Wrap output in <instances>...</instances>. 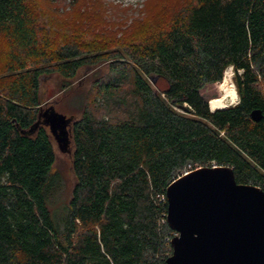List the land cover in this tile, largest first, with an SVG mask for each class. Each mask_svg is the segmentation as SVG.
Wrapping results in <instances>:
<instances>
[{
	"label": "trees",
	"instance_id": "trees-1",
	"mask_svg": "<svg viewBox=\"0 0 264 264\" xmlns=\"http://www.w3.org/2000/svg\"><path fill=\"white\" fill-rule=\"evenodd\" d=\"M42 30L31 0H0V264H166L176 178L216 164L264 190V0H189L165 27L112 50ZM105 62L79 117L56 109L73 117L65 198L42 77L58 74L66 89ZM229 67L238 102L212 111L201 91Z\"/></svg>",
	"mask_w": 264,
	"mask_h": 264
},
{
	"label": "water",
	"instance_id": "water-1",
	"mask_svg": "<svg viewBox=\"0 0 264 264\" xmlns=\"http://www.w3.org/2000/svg\"><path fill=\"white\" fill-rule=\"evenodd\" d=\"M43 115L58 142L67 145L73 117L54 106ZM252 117L261 114L255 110ZM166 194L167 222L177 233L166 264H264L262 187L238 182L230 166H205L176 178Z\"/></svg>",
	"mask_w": 264,
	"mask_h": 264
},
{
	"label": "rangeland",
	"instance_id": "rangeland-1",
	"mask_svg": "<svg viewBox=\"0 0 264 264\" xmlns=\"http://www.w3.org/2000/svg\"><path fill=\"white\" fill-rule=\"evenodd\" d=\"M189 0H79L71 4L70 0H31V4L42 26V33L56 42L77 39L87 48L91 45L103 50L121 47L128 41L140 40L142 36L165 27L173 11L180 9ZM5 45L0 38V74L5 60ZM108 70V63L83 67L66 82L60 75L52 74L42 77L44 106H54L66 115L80 116V103L91 93L97 80ZM233 68L226 70L221 82L208 83L201 91L206 99L220 97L236 85L233 80ZM157 83L165 88L166 82L158 79ZM237 90V89H236ZM238 102V99L234 105ZM230 106V105H229ZM56 152L54 169L63 177L65 198L74 186L75 176L72 167V141L67 145L58 142L52 134Z\"/></svg>",
	"mask_w": 264,
	"mask_h": 264
},
{
	"label": "bare ground",
	"instance_id": "bare-ground-1",
	"mask_svg": "<svg viewBox=\"0 0 264 264\" xmlns=\"http://www.w3.org/2000/svg\"><path fill=\"white\" fill-rule=\"evenodd\" d=\"M238 99V93L235 87H232L230 90L226 92V94L221 98L212 99L210 101V107L213 110L219 108H225L233 103H235Z\"/></svg>",
	"mask_w": 264,
	"mask_h": 264
},
{
	"label": "built area",
	"instance_id": "built-area-1",
	"mask_svg": "<svg viewBox=\"0 0 264 264\" xmlns=\"http://www.w3.org/2000/svg\"><path fill=\"white\" fill-rule=\"evenodd\" d=\"M213 166H217V165H216V164H213ZM198 168H199V167H198ZM189 171H191V170H189ZM189 171H186L185 173H187V172H189ZM176 234H177V233H176ZM176 234H175V235H176Z\"/></svg>",
	"mask_w": 264,
	"mask_h": 264
}]
</instances>
